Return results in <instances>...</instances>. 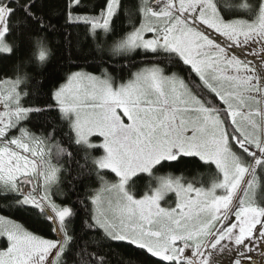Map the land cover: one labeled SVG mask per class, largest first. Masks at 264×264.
<instances>
[{
    "label": "snow or ice",
    "instance_id": "1",
    "mask_svg": "<svg viewBox=\"0 0 264 264\" xmlns=\"http://www.w3.org/2000/svg\"><path fill=\"white\" fill-rule=\"evenodd\" d=\"M0 60V264H264V0H0Z\"/></svg>",
    "mask_w": 264,
    "mask_h": 264
},
{
    "label": "trees",
    "instance_id": "2",
    "mask_svg": "<svg viewBox=\"0 0 264 264\" xmlns=\"http://www.w3.org/2000/svg\"><path fill=\"white\" fill-rule=\"evenodd\" d=\"M126 30L127 29V23L126 21H118L117 22V30ZM84 30L83 29H77L76 33L81 38L85 45V50H90L89 42L83 35ZM55 55L53 59V63H59L63 65L65 63V58L67 53L63 50L62 47H60L58 44L54 42L53 44ZM141 57H135L130 60V66L135 65L136 67L142 66L141 64ZM13 66L12 60H0V72H7L9 75H11V70ZM76 70V69H73ZM86 70H93L91 68H88ZM132 70H136L135 67H132ZM174 71H178V69L173 68ZM200 162L196 158L191 159H185L183 163H176L174 167L162 169L158 175H163L171 172L174 175H183L185 177H188L189 179L196 178L200 181H207L210 177L211 170L207 168H202L199 166ZM107 178L109 180L113 179V174L109 173L107 175ZM91 187L97 188L99 187L98 183L92 182ZM148 190V180L145 178L144 180H141L136 188L137 194H143ZM0 203H7V201H4L2 198H0ZM1 214L7 215L6 212H0ZM13 218L17 219L20 223L25 224V226L37 230L39 234L44 236H51L53 233L49 232L45 227L42 225H39L36 223L35 219L31 218L28 215L25 214H19L15 213L13 215ZM114 252L116 254V260L118 261L120 258H123V260L127 261L128 264H144L145 257L141 254V251L132 247H120V248H114Z\"/></svg>",
    "mask_w": 264,
    "mask_h": 264
},
{
    "label": "rangeland",
    "instance_id": "3",
    "mask_svg": "<svg viewBox=\"0 0 264 264\" xmlns=\"http://www.w3.org/2000/svg\"><path fill=\"white\" fill-rule=\"evenodd\" d=\"M161 175H162V174H161ZM163 175H165V174H163ZM174 199H175L174 197H170V198H168V199H167V202L164 203L163 206L167 207V206L173 205V204H174ZM0 214H1V213H0ZM232 222H235V220L233 219ZM45 238L54 239V238H55V235L52 234L51 236H45ZM2 246H3V242L0 241V247H2Z\"/></svg>",
    "mask_w": 264,
    "mask_h": 264
}]
</instances>
